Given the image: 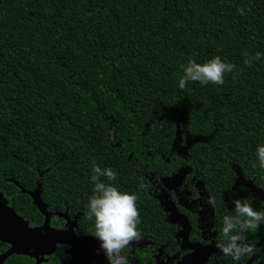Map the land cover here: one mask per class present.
<instances>
[{
	"label": "trees",
	"instance_id": "1",
	"mask_svg": "<svg viewBox=\"0 0 264 264\" xmlns=\"http://www.w3.org/2000/svg\"><path fill=\"white\" fill-rule=\"evenodd\" d=\"M216 56L236 65L223 85L178 88L189 59ZM178 129L210 136L192 150L214 186L230 188L232 163L264 183V0H0V191L12 204L35 188L88 201L93 163L155 201L144 174L174 171Z\"/></svg>",
	"mask_w": 264,
	"mask_h": 264
},
{
	"label": "flooded vegetation",
	"instance_id": "2",
	"mask_svg": "<svg viewBox=\"0 0 264 264\" xmlns=\"http://www.w3.org/2000/svg\"><path fill=\"white\" fill-rule=\"evenodd\" d=\"M198 137L185 148L197 137L178 129L169 152L172 158L166 160L173 163L174 171L157 179L144 174L155 201L136 202L142 239L131 246V264H237L216 247L223 242L222 219L234 215V199L247 200L255 210L264 211L262 176L232 163L230 188L214 186L211 168H200V151L192 150L211 138ZM170 176L175 182L168 186L163 179ZM37 190H28L32 201H16L17 205L0 191V264H109L102 252L97 254L99 241L92 234L93 222L85 216L88 201H34L32 193ZM209 196L215 197L214 208L206 203ZM247 240L259 251L239 264H264V224L250 230Z\"/></svg>",
	"mask_w": 264,
	"mask_h": 264
},
{
	"label": "clouds",
	"instance_id": "3",
	"mask_svg": "<svg viewBox=\"0 0 264 264\" xmlns=\"http://www.w3.org/2000/svg\"><path fill=\"white\" fill-rule=\"evenodd\" d=\"M244 15V9H238ZM261 53L254 56L245 54L244 64L250 66L253 60H259ZM236 65L224 62L219 56L201 64L189 59L182 66V75L178 78V88L183 90L189 82H199L201 85H223L225 73H232ZM256 156L259 167L264 169V144L258 145ZM255 167V165H254ZM90 177L93 185L92 195L88 198L86 218L93 222V236L99 241L97 254L101 252L109 264H131L130 250L133 243L142 239L139 231L140 216L137 207L138 195L121 191L107 181L117 180V173L111 168H101L93 163ZM146 188L141 184L140 189ZM206 203L215 207V197L209 196ZM234 215H224L222 219L221 237L223 242H217L216 247L233 261H242L258 253L255 245L247 240L250 230H258L264 224V211H257L247 200L234 199ZM76 235L78 232L73 230ZM215 255V254H213ZM211 262V257H210Z\"/></svg>",
	"mask_w": 264,
	"mask_h": 264
},
{
	"label": "water",
	"instance_id": "4",
	"mask_svg": "<svg viewBox=\"0 0 264 264\" xmlns=\"http://www.w3.org/2000/svg\"><path fill=\"white\" fill-rule=\"evenodd\" d=\"M200 140V137H197L196 139H194L193 141H190V143L187 145V147H185V148H190V146H191V144L192 143H194V142H197V141H199ZM176 142V141H175ZM164 180V182L167 184L168 182L170 183H174L175 182V176H170V177H167V178H164L163 179ZM168 185V184H167ZM168 186H170V185H168ZM3 197V194L0 192V198H2ZM32 197H33V199H34V201H44L43 200V198H42V196H41V190L39 189V190H37L35 193H32ZM166 199H167V196L165 195L164 196ZM4 201H6V200H4ZM166 201V200H165ZM168 201V200H167ZM41 205V204H40ZM42 209H43V207L42 206H40ZM8 211H10V213L13 211V210H11V209H8ZM185 261V260H184Z\"/></svg>",
	"mask_w": 264,
	"mask_h": 264
}]
</instances>
